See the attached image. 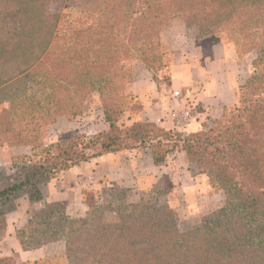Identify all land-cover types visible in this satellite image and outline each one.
<instances>
[{
	"label": "trees",
	"instance_id": "obj_1",
	"mask_svg": "<svg viewBox=\"0 0 264 264\" xmlns=\"http://www.w3.org/2000/svg\"><path fill=\"white\" fill-rule=\"evenodd\" d=\"M49 1L0 0V89L13 90H4L9 108L0 113V148L28 147L0 178V220L22 196L40 201L39 185L60 172L132 148L148 149L156 166L183 151L224 203L183 230L166 205L99 204L83 191L86 217L69 218L61 204L49 203L17 231L22 247L63 240L62 264H264V0H78L65 13L48 12ZM13 12L18 26L10 31L6 16ZM174 17L249 44L254 71L211 127L118 125L134 98L123 89L132 81V62L141 60L150 72L162 67L168 51L160 33ZM94 94L106 130L44 143L43 126L80 114ZM54 259L60 260L32 264ZM13 261L0 257V264Z\"/></svg>",
	"mask_w": 264,
	"mask_h": 264
},
{
	"label": "crops",
	"instance_id": "obj_2",
	"mask_svg": "<svg viewBox=\"0 0 264 264\" xmlns=\"http://www.w3.org/2000/svg\"><path fill=\"white\" fill-rule=\"evenodd\" d=\"M167 33L169 32H162L161 38L169 51H173L168 81L157 83L141 63L133 68L130 91L141 104L136 120L150 121L170 128L172 123L168 110L187 107L191 110L192 120L186 130L198 131L204 126H210L221 116L224 108L235 103L239 87L250 73L253 56L252 53L240 56L231 42L204 43L188 32H178L169 39ZM174 91H179L178 97L174 98ZM10 152L21 154L28 150L20 147L0 150V171L5 176L11 172L8 158ZM182 160L184 153L176 152L168 157L166 164L156 166L148 149L134 148L106 153L60 172L57 177L39 185L42 195L40 201L30 202L27 197L22 196L0 220V257L12 256V264L62 259L64 243L54 241L24 249L16 233L26 226L30 215L49 203L61 204L66 215L71 218L84 217L87 206L83 202L82 192L89 188L120 185L137 190L152 183L159 186L165 179L171 185L174 196L180 195L187 204L190 193L194 194L202 184L206 185L203 183L206 176L192 174ZM195 195L201 203L198 208L200 212L216 207L217 193L207 190L206 193L198 192ZM170 199L173 200L168 201L170 207L176 208L173 203L178 204L179 200L173 197ZM193 204L191 201L186 208L191 209Z\"/></svg>",
	"mask_w": 264,
	"mask_h": 264
},
{
	"label": "rangeland",
	"instance_id": "obj_3",
	"mask_svg": "<svg viewBox=\"0 0 264 264\" xmlns=\"http://www.w3.org/2000/svg\"><path fill=\"white\" fill-rule=\"evenodd\" d=\"M77 4H78V0H52L46 4V10L48 12H61V13H63V12L65 13L68 11L73 12L75 10ZM6 25L10 31L17 30L18 22H17L16 14L14 12L9 14L8 16H6ZM212 28H213V26H211V25L201 26V29L195 24L186 25L181 18L174 17L162 28L161 33L164 31L169 32L166 34L169 39L171 36H176L178 34V32H188L190 35L194 36L196 39H199L204 43L231 42L236 46V49H237L238 53L240 54V56H244L247 53H252L253 60L255 59L256 53L254 50L248 49L250 47L249 44L242 46V45L237 44L234 41H232L226 35H223L224 33L221 35H216L215 33H212L211 31H206L207 29L211 30ZM204 29H206V30L204 31ZM160 38H161V35H160ZM161 40H162V38H161ZM162 42L164 43L163 40H162ZM164 44H165L166 49L168 51V55H165L164 58L162 59V61H161L162 67L155 69L153 72H150L153 79L157 83H160V84L166 83L169 79V65H170V62L172 61V57H173L172 56L173 51L172 50L169 51L167 44L166 43H164ZM253 60L251 62L250 73H249L248 77L254 71ZM138 63H141L146 68V66L144 65V63L141 60L135 59L132 62V79L134 76L133 68ZM131 82L128 83L127 85H125L123 87V89L125 90L126 95L130 94L134 98L132 100L130 99L129 103L127 102V104L124 105V111L121 113V115H119V118L117 121L118 125L130 126L135 122L142 121V120H136V118L138 117L139 111L141 109V104L138 101V99L136 98V96H134L130 91ZM4 90L13 91L12 88L0 89V113L4 109L6 110L9 108V104L6 101V98L9 94V91H4ZM19 93L20 94L21 93L35 94V97H38L39 94L42 97L44 96V94L41 92H38V94L35 92H19ZM237 98H238V95H237ZM85 100L87 102H84L82 104L84 107L82 108V111L80 112V114L72 116V117H69L67 115H60L54 122L43 126L41 132H42L44 143H46V144L55 143V142L65 138V137L71 136V135H84L87 137L93 136L96 133L104 131L108 128L107 122H105L104 115L101 111L100 101H99L97 95L94 94L91 96L90 99H88V100L85 99ZM132 105H134L136 108H132ZM231 106H233V105H231ZM231 106H229V107H231ZM25 109L27 111H29V109H30L29 107H27V104H26ZM20 110L21 109L18 108V111H20ZM212 124L210 126H204L202 129H205L207 127H211ZM19 147L20 148H27V150H28V147L25 145L4 146V147L0 148V150L3 148H19ZM132 149H134V148H132ZM138 149H145V148H138ZM6 152H4V153H6ZM180 152H183V151H180ZM9 154L10 155L8 158L11 161L12 156L15 154H13L12 152H10ZM171 155L172 154H170L169 156H171ZM167 161H168V158H167ZM182 161L186 165H188V169L191 171L192 174H194V175L200 174L197 172L194 165H191L190 163H188L185 153H184V160H182ZM185 172L188 173L187 170H185ZM4 176L5 175L2 173V171H0V178H3ZM203 183H205L206 185L204 186L202 184L201 188L198 189V192H201L203 194V193H206L207 190H210V191L218 194L217 200H216L217 201L216 207L213 208L212 210H209V211L203 212V213L198 210L199 204H201L198 202L200 200H198V197L195 195L198 192H196L194 194L191 192L190 197H189L190 201L187 202V204H185L186 200L182 199L180 197V195L175 194V196H174V192H172L171 185L165 179L163 180V184H159V186H155L152 183L151 185H146L144 187V189H137L136 190V189L120 186V185H114V186H109V187L104 186L101 188L100 187L89 188L88 190H85V191H87V195L92 196V198H94L99 204L103 203V202H112V203L118 204L119 202L120 203L121 202H123V203H136V202L141 201L144 204L152 205V206H156V207H159L160 205H166L174 213L176 219L179 222L180 228L185 230V229H189L191 227L199 225L201 223V219L205 215L217 210L224 203V196H223L222 192L214 190L209 185V181H208L207 177H206L205 181H203ZM144 184H146V183H144ZM170 197L171 198L173 197V199L175 198V199L179 200V202L176 201V202H178V204L175 202L173 203L176 205V208L170 207V205L168 203L169 200H172V199H170ZM191 201L196 206L193 204L191 209H187L186 206H189L191 204ZM38 211H40V210H38ZM87 213H88V209L86 211V215H87ZM86 215L84 217H86ZM84 217L73 218V219H81ZM69 218H71V217H69ZM60 242L64 243L63 240H61ZM64 254H65V251H64ZM63 258H64V255H63ZM62 259H60V260L54 259L50 263L51 264H62V262H63Z\"/></svg>",
	"mask_w": 264,
	"mask_h": 264
},
{
	"label": "built area",
	"instance_id": "obj_4",
	"mask_svg": "<svg viewBox=\"0 0 264 264\" xmlns=\"http://www.w3.org/2000/svg\"><path fill=\"white\" fill-rule=\"evenodd\" d=\"M174 98L179 96V91H174ZM168 117L172 123V127L185 129L192 120L191 110L187 107H174L168 110Z\"/></svg>",
	"mask_w": 264,
	"mask_h": 264
}]
</instances>
